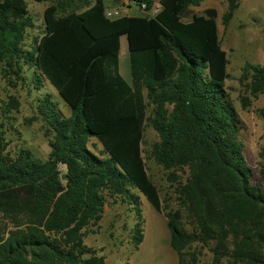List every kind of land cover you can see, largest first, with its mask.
<instances>
[{
    "label": "trees",
    "instance_id": "16d2710c",
    "mask_svg": "<svg viewBox=\"0 0 264 264\" xmlns=\"http://www.w3.org/2000/svg\"><path fill=\"white\" fill-rule=\"evenodd\" d=\"M159 2L154 15L115 18L104 15L105 0L63 14L49 4L42 34L25 49L27 3L0 0V68L19 76L24 60L35 84L47 80L70 109L64 115L48 94L39 100L50 145L40 159L28 148H9L6 119L17 101L0 98V264H104L84 237L107 198L128 201L139 212L135 189L162 210L142 156L144 89L159 138L153 157L166 170L185 174L174 188L178 206L165 214L177 264L198 263L194 244L208 248L211 264H264V147L256 173L225 87L228 61L217 12L207 8L183 20L187 7L201 0ZM226 2L224 24L239 6L238 0ZM121 36L129 78L119 71ZM245 69L251 93H264V64ZM91 137L104 157L88 147ZM142 239L139 221L132 240L138 245Z\"/></svg>",
    "mask_w": 264,
    "mask_h": 264
},
{
    "label": "rangeland",
    "instance_id": "374dc122",
    "mask_svg": "<svg viewBox=\"0 0 264 264\" xmlns=\"http://www.w3.org/2000/svg\"><path fill=\"white\" fill-rule=\"evenodd\" d=\"M111 5L117 6L115 0ZM159 1V0H151ZM239 6L227 24L222 16L227 9L226 0H201L198 5H189L182 16L189 20L192 14L203 13L207 8L217 12L216 23L221 48L227 57V78L225 87L228 99L235 107L241 121V138L245 143V155L248 164L257 173L261 162L259 151L264 147V116L260 109L264 108V93L253 95L250 90L251 74L245 69L247 63L264 64V0H238ZM28 18L31 25L27 28L22 46L32 49L36 39L44 30L43 11L49 4L59 7L60 14L80 11L90 0H48L37 2L25 0ZM128 14H148L141 11L137 4L130 2ZM124 52L127 53L126 37L120 39V70L129 78V64L124 63ZM20 75H10L0 68V98L4 104L10 97L17 101V108L11 109L6 119L9 148L25 147L40 158L46 159L50 152L49 136L46 124L38 112L39 100L47 94L57 109L69 115L70 109L56 90L43 79L41 85L35 84L34 69L24 60H19ZM144 123L142 156L147 173L157 186L162 210H155L146 198L137 190L139 196L138 212L132 203L120 198H107L100 220L91 226L85 235V242L93 246L104 257V264H177V254L170 246V233L167 228L166 212L178 206L174 192L176 181L184 180L181 170H166L159 165L152 154V147L158 141V134L148 117L152 115L154 105L147 98ZM171 108V105H167ZM88 147L95 153L105 156L101 143L91 137ZM141 221L143 239L135 245L132 240L133 228ZM191 249L198 251L197 264H211L212 254L208 248L194 244Z\"/></svg>",
    "mask_w": 264,
    "mask_h": 264
},
{
    "label": "built area",
    "instance_id": "2783aa9c",
    "mask_svg": "<svg viewBox=\"0 0 264 264\" xmlns=\"http://www.w3.org/2000/svg\"><path fill=\"white\" fill-rule=\"evenodd\" d=\"M121 4L117 5L115 7H106L104 9V15L107 18H115V17H119L125 14H128V9L130 7V2H134L135 4H137L138 8L143 11V12H147L150 15H154L156 14L161 5L159 1H152L151 5L148 6L147 2L145 1H139L136 2L135 0H120Z\"/></svg>",
    "mask_w": 264,
    "mask_h": 264
},
{
    "label": "crops",
    "instance_id": "0c3cea01",
    "mask_svg": "<svg viewBox=\"0 0 264 264\" xmlns=\"http://www.w3.org/2000/svg\"><path fill=\"white\" fill-rule=\"evenodd\" d=\"M94 2V0H90L89 4L86 5L85 7H83L80 11L84 10L85 8H87L88 6H90L92 3ZM116 4L117 5H120L121 4V1L120 0H115ZM105 6L106 7H115L114 5L112 6L111 5V1L110 0H105ZM79 12V11H78ZM130 12V11H129ZM122 37V36H121ZM126 37V36H125ZM121 39V38H120ZM126 45H127V41H126ZM127 60H128V51L127 53L124 52V63L127 64ZM122 61V60H121ZM121 61H120V54H119V71L120 73L123 75V73L121 72L120 70V67H121ZM129 64V63H128Z\"/></svg>",
    "mask_w": 264,
    "mask_h": 264
}]
</instances>
